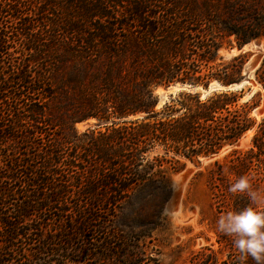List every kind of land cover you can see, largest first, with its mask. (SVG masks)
Listing matches in <instances>:
<instances>
[{
    "label": "trees",
    "instance_id": "obj_1",
    "mask_svg": "<svg viewBox=\"0 0 264 264\" xmlns=\"http://www.w3.org/2000/svg\"><path fill=\"white\" fill-rule=\"evenodd\" d=\"M216 15L212 0H0V264H142L117 261L123 255L106 240L120 207L148 188L167 202V173L233 148L254 128L249 150L210 165L211 184L217 208L247 205L227 191L240 175L264 195V118L252 116L260 93L242 102L244 88L177 91L158 106L175 84L243 86L248 54L217 66L212 57L264 34L218 27ZM254 77L264 91V59ZM59 92L86 99L94 111L84 119L98 125L78 133L82 119H58ZM22 240L32 249L20 251ZM212 255L202 249L188 264H239L238 254L215 263Z\"/></svg>",
    "mask_w": 264,
    "mask_h": 264
},
{
    "label": "rangeland",
    "instance_id": "obj_2",
    "mask_svg": "<svg viewBox=\"0 0 264 264\" xmlns=\"http://www.w3.org/2000/svg\"><path fill=\"white\" fill-rule=\"evenodd\" d=\"M212 2L218 18V27L236 26L244 31L253 30L264 34V0H212ZM240 5L245 7V13L240 10ZM228 6L233 14H228L226 10ZM238 54H248L249 57L243 72V86H238L235 91L244 88L242 102L257 93L261 94L260 104L252 113L259 124L264 118V91L255 81L254 72L264 59V36L246 45L242 50H219L217 55H213L214 62L211 65L217 66L221 61H227ZM66 72L67 70H62L57 75L56 81L62 80ZM84 83H87V77H84ZM211 84L218 83L212 80L209 85ZM197 89L202 92L201 89L204 87ZM163 91L164 89H161L159 95ZM177 91L175 89L173 93ZM67 95L71 99L66 98L62 92L57 94V99L52 104L54 115L58 119L64 117L68 121L75 118L82 119L74 125L78 133L95 128L98 125L96 119H84L94 111L92 105L86 99L79 97L77 92H69ZM56 105L63 108L58 109ZM256 130L257 128H254L249 131L237 145L233 148H225L215 157L199 159L195 162L183 161L185 168L181 172L167 173L166 178L171 180L167 202L159 201V194L152 188L135 192L134 199L123 204L117 211L116 217L108 223L106 240L114 247L116 254L120 252L119 255H123L122 258H117V261L127 263L141 257L142 264H188L202 249H210L214 252L211 259L215 263L238 254L232 248V239L215 231L216 218L222 212L228 211L229 207L223 200L218 203L220 208L216 207L210 165L215 161L224 160L234 149L249 150ZM146 198L152 199L153 202L144 203L142 200ZM47 216L53 217L49 214ZM134 237L139 241L138 250L132 249L136 240ZM99 238L98 234L92 233L88 241L95 245ZM18 246L20 251H23V247L32 249L24 240L19 241ZM119 246L121 249L118 250ZM206 255H210V251H206ZM114 262L112 258L100 257L89 261L88 264H114Z\"/></svg>",
    "mask_w": 264,
    "mask_h": 264
},
{
    "label": "clouds",
    "instance_id": "obj_3",
    "mask_svg": "<svg viewBox=\"0 0 264 264\" xmlns=\"http://www.w3.org/2000/svg\"><path fill=\"white\" fill-rule=\"evenodd\" d=\"M227 191L245 196L248 203L238 211L222 212L216 218L215 231L232 239L239 264L247 258L264 264V195L252 189L248 175L231 180Z\"/></svg>",
    "mask_w": 264,
    "mask_h": 264
},
{
    "label": "water",
    "instance_id": "obj_4",
    "mask_svg": "<svg viewBox=\"0 0 264 264\" xmlns=\"http://www.w3.org/2000/svg\"><path fill=\"white\" fill-rule=\"evenodd\" d=\"M248 80H245V82H247ZM238 86H240V84L238 85H230V86H221L219 84H211L208 85L206 88L201 89L202 90V95L206 96L212 92L215 91H219V90H235L236 88H238ZM175 89H178L179 92L181 91H196L198 90L197 88L191 86V85H180V84H175L173 86H170L166 89H164V94L163 95H159L158 97V106H160L162 103H164L173 93V91Z\"/></svg>",
    "mask_w": 264,
    "mask_h": 264
},
{
    "label": "bare ground",
    "instance_id": "obj_5",
    "mask_svg": "<svg viewBox=\"0 0 264 264\" xmlns=\"http://www.w3.org/2000/svg\"><path fill=\"white\" fill-rule=\"evenodd\" d=\"M178 90V89H177ZM179 91V90H178ZM164 94V91H163V93L161 94V95H163ZM204 95V94H203Z\"/></svg>",
    "mask_w": 264,
    "mask_h": 264
}]
</instances>
